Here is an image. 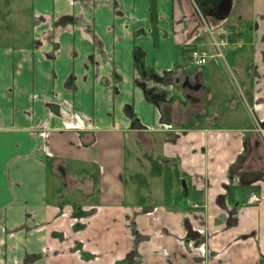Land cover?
<instances>
[{
    "label": "crops",
    "instance_id": "0c3cea01",
    "mask_svg": "<svg viewBox=\"0 0 264 264\" xmlns=\"http://www.w3.org/2000/svg\"><path fill=\"white\" fill-rule=\"evenodd\" d=\"M6 1L14 23L0 25V264H264V0H229L223 16L215 0H155L156 44L149 0ZM222 26L250 104L245 126L215 122L242 118L235 99L209 113L218 57L187 67L179 55L213 50ZM189 74L203 86L196 98L176 82ZM156 89L169 93L153 105ZM127 144L131 178L141 151L178 189L164 196L125 183ZM57 173L64 182L50 195ZM251 192L259 202L248 206ZM73 202L85 216L76 224Z\"/></svg>",
    "mask_w": 264,
    "mask_h": 264
},
{
    "label": "rangeland",
    "instance_id": "374dc122",
    "mask_svg": "<svg viewBox=\"0 0 264 264\" xmlns=\"http://www.w3.org/2000/svg\"><path fill=\"white\" fill-rule=\"evenodd\" d=\"M70 3L72 4H76L78 1L75 0H69ZM222 7L220 8V13L222 14V16L224 15L225 12V3L221 5ZM7 8L11 9V16L8 17L7 21L2 22L0 20V25L3 27L9 26L10 24L14 23V18H13V6L9 5L8 2L6 0H0V14L3 13ZM220 15L218 14V17ZM227 28L223 26L221 28H215V31H213L214 37L216 38V41H221L223 40L226 45L224 47H220V51H218L215 47H213V50L211 48L208 47H204L201 48L202 50H205L207 52L208 55H218L216 57H218V59H215V64H213L214 66H212L213 70H215L217 76L220 78H218L217 81L213 82V78H210V76H208V78L206 79V85H209V87L211 88V94L212 96H210L211 101L209 102V113L211 115L214 114H218L221 111H223V108L221 107L226 100H236L234 109L237 110V115L238 117L241 116L242 118H238L237 120H229L228 116L227 117H223L222 115L219 116V118L216 119V123L219 124H230V125H236V126H245L246 123L253 121L252 116L250 114V111L248 110V106L250 105L249 102L247 103L246 99L248 100V97H244L241 93H243L242 88H243V82L242 79L240 77V75L236 72V69L234 68V61L232 60V53L235 51V47H230L227 46V44H229L227 41L228 39L232 36V32L230 30H226ZM200 49V48H199ZM220 54V56H219ZM243 59L240 58V56L237 55L236 58L237 59V64H239L241 67H244L246 63V60L244 59V56L241 55ZM241 60V61H240ZM192 63L191 61L188 60V63H186L187 67H192ZM196 70V68H195ZM153 80V83L155 84L156 81ZM158 83V82H157ZM245 85H247V82L245 83ZM157 90V89H156ZM155 90V91H156ZM163 92L169 93L168 90H162L159 89L156 92H149L150 95H153V98L155 99V102H153V105H157L158 102L160 100H164L165 99V94ZM164 98V99H163ZM160 99V100H159ZM227 110V109H226ZM210 116V115H209ZM235 119V118H234ZM131 150V145L128 146L125 149V154H126V174L124 176V180L125 183H128V177L131 179L132 184L140 187V186H147V185H151L152 188L158 193H160L159 191L162 190V194L165 196L166 193V187H168V191L169 189H171V186L177 188V184H175V182H173V180H171L172 178L169 177V179L171 181H169L168 183H166V176H165V168L163 166V164H161L158 159L153 158V156L148 155L147 157H145V154L143 152H139L140 156L142 157L140 158V163H138V165H134L135 167V174L133 176V178H131L129 176V166L131 165V156L129 154ZM132 160V164H133ZM130 164V165H129ZM156 176L158 178H153L151 179V181L149 182V177L148 176ZM148 177V178H147ZM148 179V181H147ZM168 179V180H169ZM49 187H50V195H54V188L55 186L58 188L59 186L62 185V183L64 181H62V179L60 178V174H56L54 177L50 176L49 178ZM180 191V190H179ZM178 192V191H177ZM62 193V192H61ZM59 197L62 198V201L64 202V198L62 195H60ZM60 198V199H61ZM66 198V197H65ZM68 198V197H67ZM65 199V203L66 200L70 201L69 199ZM67 201V202H68ZM73 209H78V212H81V207L79 206L78 203L73 202Z\"/></svg>",
    "mask_w": 264,
    "mask_h": 264
},
{
    "label": "built area",
    "instance_id": "2783aa9c",
    "mask_svg": "<svg viewBox=\"0 0 264 264\" xmlns=\"http://www.w3.org/2000/svg\"><path fill=\"white\" fill-rule=\"evenodd\" d=\"M212 47H215L218 51H220V47H224L226 45V43L221 40V41H216L215 39L212 40V43H211ZM218 56V55H216ZM220 56V54H219ZM209 55L207 54V52L205 50H202V49H195V50H192L189 54V60L191 61V63L193 64V66L195 67H201V66H204L207 64V60L209 59ZM74 121L76 122L75 125H72L73 129L74 128H79L82 126L83 127V119H81L79 116H74ZM166 129H171L170 126H164ZM257 132L260 136L264 137V129L260 126H258L257 128ZM101 169V168H100ZM257 202H259V198L258 196L254 193V192H251L248 196V198L246 199L245 201V204L246 205H255ZM190 206L193 208V209H200L202 208L201 205H199L198 203H194V202H189ZM82 211V210H81ZM74 212V211H73ZM89 214L90 211L88 212H84L83 211V214ZM59 216L62 217V218H68V215L65 211H61L59 213ZM72 218V222L73 223H79L82 221V217H85V216H81L80 214L79 215H73V216H69V218Z\"/></svg>",
    "mask_w": 264,
    "mask_h": 264
},
{
    "label": "trees",
    "instance_id": "16d2710c",
    "mask_svg": "<svg viewBox=\"0 0 264 264\" xmlns=\"http://www.w3.org/2000/svg\"><path fill=\"white\" fill-rule=\"evenodd\" d=\"M150 1V6H149V21L151 24V36L156 44L157 38H158V28H157V7H156V3L155 0H149ZM201 12L203 13V16L205 17V19L207 20V22H209V16L204 12V10L201 9ZM210 23V22H209ZM231 39H228V42H230ZM197 49L196 47H183L179 50V55L183 56L184 58L186 57L187 59H189V54L192 50ZM166 183H168V180H166ZM188 190V188L186 187V191ZM168 193V187H166V193L165 196ZM185 191L183 189H181V195H184ZM73 215H78L81 214V212H78V209H73ZM83 214V213H82ZM84 215V214H83Z\"/></svg>",
    "mask_w": 264,
    "mask_h": 264
},
{
    "label": "flooded vegetation",
    "instance_id": "af4514ba",
    "mask_svg": "<svg viewBox=\"0 0 264 264\" xmlns=\"http://www.w3.org/2000/svg\"><path fill=\"white\" fill-rule=\"evenodd\" d=\"M215 1L218 3L217 6H215L217 11L220 10L222 4L224 3L226 4L227 2H229V0H215ZM253 74L254 77L259 78L256 67H253ZM190 75L191 74H189V76L184 77L183 79L178 78L176 82L180 88L186 91H190L191 93H193V97L196 98V94L202 92L203 86L202 83L200 82V78L198 75H192L191 77Z\"/></svg>",
    "mask_w": 264,
    "mask_h": 264
},
{
    "label": "water",
    "instance_id": "95a60500",
    "mask_svg": "<svg viewBox=\"0 0 264 264\" xmlns=\"http://www.w3.org/2000/svg\"><path fill=\"white\" fill-rule=\"evenodd\" d=\"M196 89H197V88H196ZM181 184H182V189L186 192V186H185V183L182 182Z\"/></svg>",
    "mask_w": 264,
    "mask_h": 264
}]
</instances>
